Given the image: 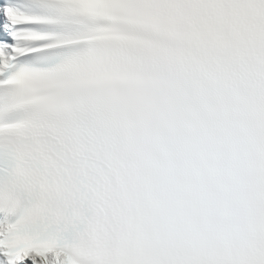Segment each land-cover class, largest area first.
<instances>
[{
	"label": "snow or ice",
	"instance_id": "1",
	"mask_svg": "<svg viewBox=\"0 0 264 264\" xmlns=\"http://www.w3.org/2000/svg\"><path fill=\"white\" fill-rule=\"evenodd\" d=\"M0 264H264V0H0Z\"/></svg>",
	"mask_w": 264,
	"mask_h": 264
}]
</instances>
